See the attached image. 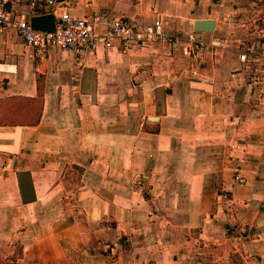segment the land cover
<instances>
[{"label":"crops","instance_id":"obj_1","mask_svg":"<svg viewBox=\"0 0 264 264\" xmlns=\"http://www.w3.org/2000/svg\"><path fill=\"white\" fill-rule=\"evenodd\" d=\"M64 10L160 16L178 42L41 53L4 29L0 245L21 264H264V0L7 7L32 27Z\"/></svg>","mask_w":264,"mask_h":264},{"label":"built area","instance_id":"obj_2","mask_svg":"<svg viewBox=\"0 0 264 264\" xmlns=\"http://www.w3.org/2000/svg\"><path fill=\"white\" fill-rule=\"evenodd\" d=\"M58 0H0V35L7 26H12L24 42L38 52L60 48L81 53L85 50H96L98 47L117 48L126 51L132 45L151 42H178V37L167 33L163 28L160 16L149 23L138 22L133 16L108 17L103 12H92L76 15L69 10L62 11L55 20L53 30L36 29L28 19L21 17L12 20L7 7L12 4L26 3L31 6L53 8ZM204 46L192 33L181 40L184 54L193 50L202 51ZM245 61L246 55L240 54ZM233 179L239 183L244 177L237 172Z\"/></svg>","mask_w":264,"mask_h":264},{"label":"water","instance_id":"obj_3","mask_svg":"<svg viewBox=\"0 0 264 264\" xmlns=\"http://www.w3.org/2000/svg\"><path fill=\"white\" fill-rule=\"evenodd\" d=\"M33 27L36 29L43 30H53L54 29V19L51 14L36 16L32 18ZM214 20L213 19H203L194 21V30L202 32H212L213 31Z\"/></svg>","mask_w":264,"mask_h":264},{"label":"rangeland","instance_id":"obj_4","mask_svg":"<svg viewBox=\"0 0 264 264\" xmlns=\"http://www.w3.org/2000/svg\"><path fill=\"white\" fill-rule=\"evenodd\" d=\"M71 177L75 180L76 170L74 168L70 169ZM20 255V244L18 242H13L12 245H0V264H21L18 257Z\"/></svg>","mask_w":264,"mask_h":264},{"label":"trees","instance_id":"obj_5","mask_svg":"<svg viewBox=\"0 0 264 264\" xmlns=\"http://www.w3.org/2000/svg\"><path fill=\"white\" fill-rule=\"evenodd\" d=\"M146 196H147V194H146Z\"/></svg>","mask_w":264,"mask_h":264}]
</instances>
